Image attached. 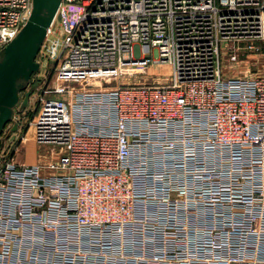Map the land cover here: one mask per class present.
I'll return each mask as SVG.
<instances>
[{
    "label": "built area",
    "instance_id": "built-area-1",
    "mask_svg": "<svg viewBox=\"0 0 264 264\" xmlns=\"http://www.w3.org/2000/svg\"><path fill=\"white\" fill-rule=\"evenodd\" d=\"M31 11L0 0V55ZM262 41L264 0H61L0 135V264H264V75L220 69Z\"/></svg>",
    "mask_w": 264,
    "mask_h": 264
},
{
    "label": "water",
    "instance_id": "water-1",
    "mask_svg": "<svg viewBox=\"0 0 264 264\" xmlns=\"http://www.w3.org/2000/svg\"><path fill=\"white\" fill-rule=\"evenodd\" d=\"M60 2L32 0V11L26 24L0 55V134L11 120L14 108H25L29 95L37 86V83L32 84L20 102L19 93L25 90L32 74L39 71L37 56ZM16 129L17 125H14L12 130Z\"/></svg>",
    "mask_w": 264,
    "mask_h": 264
},
{
    "label": "rangeland",
    "instance_id": "rangeland-1",
    "mask_svg": "<svg viewBox=\"0 0 264 264\" xmlns=\"http://www.w3.org/2000/svg\"><path fill=\"white\" fill-rule=\"evenodd\" d=\"M259 51H249L247 50L245 44H236L225 46L220 52V69L223 77L227 79H236V78H251L256 75H264V41L256 44ZM47 72V75L49 74ZM169 69L167 66L150 67L146 74L140 76L123 78L122 82L126 83L127 81L136 82V83H160L168 76ZM46 74V73H45ZM85 83L88 81L85 80ZM23 93V92H22ZM31 95V94H30ZM23 97V94L21 98ZM36 94H33L29 97V101L34 100ZM53 99L60 98L53 96ZM30 103V102H29ZM33 103V102H31ZM17 110V109H16ZM15 110V111H16ZM32 110V105L28 104L27 109L22 110L21 115L27 118ZM4 136V131L1 133ZM16 153H14L13 158L17 162L24 163L28 162L31 158L34 159H44L50 151L49 148L38 147L34 143L29 142L21 146ZM24 161V162H21Z\"/></svg>",
    "mask_w": 264,
    "mask_h": 264
},
{
    "label": "crops",
    "instance_id": "crops-1",
    "mask_svg": "<svg viewBox=\"0 0 264 264\" xmlns=\"http://www.w3.org/2000/svg\"><path fill=\"white\" fill-rule=\"evenodd\" d=\"M46 157H47V155H46ZM27 161L28 162H24V161H21V162H24L26 164H31L32 165V164L42 163L43 160L42 159H34V158H31L30 160H27Z\"/></svg>",
    "mask_w": 264,
    "mask_h": 264
},
{
    "label": "flooded vegetation",
    "instance_id": "flooded-vegetation-1",
    "mask_svg": "<svg viewBox=\"0 0 264 264\" xmlns=\"http://www.w3.org/2000/svg\"><path fill=\"white\" fill-rule=\"evenodd\" d=\"M16 109H17V110H16ZM15 110H16V111H15ZM22 110H24V108H23V109H20L19 106H16V107L14 108V112H15V113H19V114H21ZM14 112H13V113H14ZM5 126H6V125H5ZM5 126H4V127H5ZM3 130H4V128H3ZM3 130H2V131H3ZM1 133H2V132H1Z\"/></svg>",
    "mask_w": 264,
    "mask_h": 264
},
{
    "label": "trees",
    "instance_id": "trees-1",
    "mask_svg": "<svg viewBox=\"0 0 264 264\" xmlns=\"http://www.w3.org/2000/svg\"><path fill=\"white\" fill-rule=\"evenodd\" d=\"M1 135V134H0Z\"/></svg>",
    "mask_w": 264,
    "mask_h": 264
}]
</instances>
